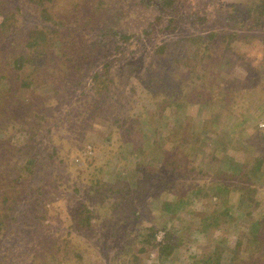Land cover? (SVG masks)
Wrapping results in <instances>:
<instances>
[{
	"label": "rangeland",
	"instance_id": "rangeland-1",
	"mask_svg": "<svg viewBox=\"0 0 264 264\" xmlns=\"http://www.w3.org/2000/svg\"><path fill=\"white\" fill-rule=\"evenodd\" d=\"M137 1L139 0H127V3L130 6H140ZM215 1L218 2L179 0L189 21L178 20V26L171 28L168 26L169 15L163 16L157 23L150 24L158 12L156 14L153 9L138 11L133 18L125 21V29L135 33L133 38L118 42L117 44L122 45L120 49H115L116 44L101 46L95 54H89L91 58L86 59L85 66L77 75L78 80L85 82H72V87L78 90L73 93L70 89L55 95L52 88L42 94L53 120L62 116L64 126L57 127L49 137L43 127H38L40 129H36L31 138L25 131L0 133V144L9 145L15 155L22 156V148L27 147L30 142L34 144L35 150L40 151L39 157L42 159L41 171L30 181L29 189L25 190L20 199L16 221H12L10 230L0 241L1 248L8 252H4L0 259L9 254L10 258L11 255L17 256L16 261L12 260L14 264H38L39 259L33 255L36 251L43 256L51 253L56 256L58 254V259L62 258L59 262L49 261L50 264H193L192 257L208 251L213 241L231 237L226 244L227 254L224 258V263H228L235 237H250V217L241 212L235 213L238 218L232 222L222 221L220 227L213 226L203 230L204 214L218 207L219 199L217 200L216 196H213L212 200L202 194L193 196L174 213L170 211L172 207L169 203L168 209L164 207L165 202H174L177 195L173 183L169 182L172 176L166 178L167 180H164L163 176L158 177L168 165L160 154L159 146L170 151L176 150L177 145L184 142L181 133H170L161 138L160 145L155 144L154 148H149L146 140L128 132L131 122L137 118L142 120L140 116L136 117V110L141 97L144 96L142 87L147 78L143 73L150 62L154 63L156 60L159 64L162 59L154 56L155 50L163 41H175L186 31H194L193 28H188L190 15H198L192 14L193 11H198L200 18L204 15L203 12L209 11L208 20H204V25L209 26V22L222 23L220 12L218 15L215 12L210 13ZM4 4L5 10H16L18 5L22 6L27 20L32 13L29 4L35 6V3H29L27 0H4ZM4 4L0 2L3 10ZM50 5H54L58 12L65 9V12H69L72 6L69 0H53ZM82 5L85 7L86 3L81 2L79 7ZM35 20L36 16H33L28 21ZM229 44L234 50L227 49L229 59L224 60L223 73L244 78L254 67L263 66L260 65L264 64L262 40L252 39L249 34L248 40L242 41L234 36ZM107 62L109 79L112 80L109 81L108 88L95 92L96 88L89 82L91 75L98 71L103 76ZM249 65L252 68L249 69ZM132 67H135L133 76ZM55 76V73L51 74V86L56 82ZM66 83L65 87L69 88L70 85ZM249 90L252 94L249 95L250 104H246V114L240 117L245 119L242 125L239 124V118L224 110L218 120L206 128L202 123L211 120L206 106L193 104L187 107L185 113L191 116L194 131L189 146L193 142L195 149L192 154L188 153L189 155L184 157L189 149L186 144L176 155L184 167L195 165L201 170L216 172L218 174L215 179L231 183L233 189L229 197L235 202L242 197L236 183L242 182L237 174L238 167L232 169L233 174L236 173L235 176L229 173L231 167L236 162L247 160L252 150L249 138L254 137L256 133L264 134V127L259 125L264 122V91L253 87ZM158 106L153 105V109L161 110ZM66 113L69 115H65ZM162 117L172 128L176 119L181 117V111L167 107L163 109ZM150 121L151 118H148V122ZM148 122L146 123L149 124ZM160 135H164L162 130ZM79 145L82 146L81 149L78 148ZM256 149V154L264 155V149ZM18 158L23 160L15 156V159ZM194 174L202 176L198 172ZM259 182L257 180L256 183ZM112 184L113 186H110ZM260 187L256 194L258 204L252 207L255 218L264 215V186L260 184ZM118 188L122 193L115 191ZM45 201L46 207L51 208L52 213L51 217L42 223L39 210L44 208L39 204ZM94 204H101V207L97 208L101 221L95 216L92 219H80L79 215L85 209L94 210ZM134 213H139L140 219L134 218ZM123 221H129L131 228L122 226L116 229L117 225H126ZM147 225H156L159 228L157 241L160 242L165 239L166 229L181 235L182 243L173 255L160 259L157 249L149 256L138 250L143 240L141 236L138 237L139 229ZM131 230H136L132 240L128 234ZM17 250L22 252V258ZM7 263V260L0 262Z\"/></svg>",
	"mask_w": 264,
	"mask_h": 264
},
{
	"label": "trees",
	"instance_id": "trees-1",
	"mask_svg": "<svg viewBox=\"0 0 264 264\" xmlns=\"http://www.w3.org/2000/svg\"><path fill=\"white\" fill-rule=\"evenodd\" d=\"M27 1L35 3V6L29 4L32 9L29 19L36 16L33 22L27 20L22 6L18 5L16 10H5L6 4L4 0H0L4 4V10L0 7V133L25 131L29 133L30 138L34 136L36 129H40L38 127L45 128L49 137L57 127L65 125L62 116L53 120L42 94L52 88L55 95L70 89L73 93L78 90L72 87L74 84L72 82L73 80H77L78 84L85 82L78 80L77 75L85 66L86 59L91 58L89 54H95L97 48L101 46L116 44L115 49H120L122 45L117 44L118 42H126L133 38L135 33L125 29L127 26L125 21L133 18L138 11L153 9L156 14L158 12L150 24L157 23L163 16L169 15V28L175 27L178 20L189 21L179 0H139L137 2L141 4L140 6H130L127 0H69L72 4L69 12H65L66 9L58 12L54 5H50L53 0ZM81 2L86 3V6L79 7ZM213 12L217 15L221 13L222 23L209 22V26L204 25V20H208L209 11L203 12L202 18L199 17L198 11H193L192 14L198 15L195 17L190 15L188 28L191 27L194 31H186L175 41H163L155 50L154 56L162 58L161 62L159 64L155 62L156 60L154 63L150 62L145 67L146 72H142L147 79L142 87L144 96L141 97L136 110V117L140 116L142 120L137 118L131 122L128 132L141 140H146L149 148H154L155 144L160 145L161 138L170 133H181L184 137V142L178 144L174 151L159 146L160 154L168 165L158 177L163 176L165 177L163 179L167 180L166 178L172 176L169 182L173 183L177 195L174 202L164 203L166 209L171 205L170 211L174 213L193 196L202 194L211 200L213 196L219 199L218 207L204 214L202 222L204 231L213 226L220 227L222 221L232 222L238 218L237 212L250 217V237H235L231 244L232 254L228 258V263H224V258L227 254L226 244L231 237L213 241L208 251L192 257L193 264H264V215L255 218L252 213L253 205L258 204L256 194L261 188L260 184L264 186V155L255 153L256 148L264 149V134L256 133L254 137H250L252 150L247 160L236 162L231 167L229 173L234 176L236 173L233 174L232 169L238 167L237 174L240 175L239 181L242 182L236 183L242 193V197L236 202L229 197L233 189L231 183L215 179L218 173L201 170L195 165L184 167L181 160L176 157L179 149L186 144L189 149L184 157L192 154L195 149V143L192 142L189 146L194 131L191 116L185 113L187 107L193 104L206 106L211 115L209 122L202 123L206 128L216 122L224 110L239 118L241 121L239 124L242 125L245 119L240 117L246 114V104H250L249 95L252 94L249 88L264 91L262 63L260 65L263 66L254 67L244 78L234 77L222 71L224 60L229 59L227 51L234 50L229 44L232 43L234 36L245 41L250 34L252 39L262 40L264 45V0H218L212 3L210 13ZM108 64V62L105 64L103 76L98 71L91 75L89 82L96 88L95 92L108 88L109 81L112 80L109 79ZM248 68L252 66L249 65ZM133 71L135 67L131 68L132 76ZM136 71L138 74V69ZM52 73L56 74V82L51 86L49 79ZM65 82L70 85L69 88L65 87ZM153 105H159L158 108L161 110L153 109ZM167 107L181 111V117L176 119L172 128L162 117L163 109ZM148 118H151L150 122ZM161 130L163 136L160 135ZM1 145L0 241L10 230L12 221H16L20 199L25 190L29 189L30 181L41 171L42 164L40 151L35 150L34 144L30 142L27 147L22 148V156L15 155L9 145L4 144L3 147ZM81 147L78 146L79 149ZM15 156L23 160L15 159ZM197 172L202 176L194 174ZM174 176L176 178H173ZM257 180L260 181L258 184ZM19 185L21 187H18ZM109 190L111 191L112 187ZM115 191L122 193L119 188ZM46 204V201L39 204L44 208L39 210L41 211L39 219L41 218L42 223L49 219L52 213V209L47 208ZM100 207L101 204H94L93 211L85 209L86 213L81 212L80 219L83 217L92 219L95 216L101 221V216L97 214V208ZM134 214V218L140 219L139 213ZM123 222L126 225H117L116 229L122 226L131 228L132 224L129 221ZM158 229L156 225H147L139 229L138 237L141 236L143 240L138 250L149 256L157 249L160 259L170 257L181 245L182 237L164 226L166 236L164 241L160 242L157 241ZM135 232L136 230H131L128 233L130 240L134 238ZM4 252L7 251L0 245V258ZM17 252L21 257L22 252L20 250ZM33 255L39 259L38 264L62 261V258L58 259V254L56 256L49 253L43 256L34 251ZM15 258L17 256L11 255L10 258L8 254L6 258L0 259V262L7 260V264H14L12 260L16 261Z\"/></svg>",
	"mask_w": 264,
	"mask_h": 264
},
{
	"label": "built area",
	"instance_id": "built-area-1",
	"mask_svg": "<svg viewBox=\"0 0 264 264\" xmlns=\"http://www.w3.org/2000/svg\"><path fill=\"white\" fill-rule=\"evenodd\" d=\"M259 125H260V127L263 128L264 127V122H261Z\"/></svg>",
	"mask_w": 264,
	"mask_h": 264
}]
</instances>
